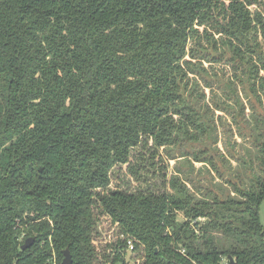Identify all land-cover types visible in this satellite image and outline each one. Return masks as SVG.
Wrapping results in <instances>:
<instances>
[{"label": "trees", "instance_id": "16d2710c", "mask_svg": "<svg viewBox=\"0 0 264 264\" xmlns=\"http://www.w3.org/2000/svg\"><path fill=\"white\" fill-rule=\"evenodd\" d=\"M203 42L248 76L255 153L195 156L197 198L158 163L207 135L185 97ZM263 202L264 0H0V264H264Z\"/></svg>", "mask_w": 264, "mask_h": 264}, {"label": "rangeland", "instance_id": "374dc122", "mask_svg": "<svg viewBox=\"0 0 264 264\" xmlns=\"http://www.w3.org/2000/svg\"><path fill=\"white\" fill-rule=\"evenodd\" d=\"M190 47L196 51L194 59L196 68L193 74L189 75V85L185 93L186 103L191 104L198 116H201L203 122L208 125V132L199 142H183L179 146L161 149L160 153L165 160L163 163L159 162L158 167L166 166V178L176 175L186 183L190 193L199 198L201 193L205 192L204 189L199 191V187H210L209 177L213 174L210 175L208 164L196 162L195 156H204L203 150H206V153L217 151L230 160L233 174L243 173L236 159L248 160L249 155L253 158L255 150L248 140L239 136L234 120L242 122L250 119L252 115L246 97L248 76L243 75L241 71L235 72L226 62L228 56L220 62L215 61L220 53L228 55L223 45L218 46L217 51L212 50L205 42H203L205 49L196 48L194 44H190ZM261 74L262 72L259 75ZM234 75H237V78H234ZM240 107L245 108L243 113H240ZM196 123H201V120ZM190 129L193 133L196 132L193 127ZM123 181H126L125 178ZM219 182L214 179L216 186L221 185ZM133 186L135 184L130 182V187ZM228 192L229 189L224 187V193ZM260 216L264 221V202L260 207Z\"/></svg>", "mask_w": 264, "mask_h": 264}, {"label": "water", "instance_id": "95a60500", "mask_svg": "<svg viewBox=\"0 0 264 264\" xmlns=\"http://www.w3.org/2000/svg\"><path fill=\"white\" fill-rule=\"evenodd\" d=\"M34 243V238H28L24 241V243L22 244L20 250L24 251L26 249H29ZM230 263L233 264V261L231 259H229ZM61 264H72V259H71V255L68 251V249H65L63 251V259L61 261Z\"/></svg>", "mask_w": 264, "mask_h": 264}, {"label": "built area", "instance_id": "2783aa9c", "mask_svg": "<svg viewBox=\"0 0 264 264\" xmlns=\"http://www.w3.org/2000/svg\"><path fill=\"white\" fill-rule=\"evenodd\" d=\"M133 243L131 240L126 242V251L131 252L133 250ZM44 264H59L54 254Z\"/></svg>", "mask_w": 264, "mask_h": 264}]
</instances>
